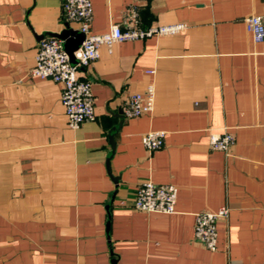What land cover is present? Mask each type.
Segmentation results:
<instances>
[{"label":"crops","instance_id":"0c3cea01","mask_svg":"<svg viewBox=\"0 0 264 264\" xmlns=\"http://www.w3.org/2000/svg\"><path fill=\"white\" fill-rule=\"evenodd\" d=\"M63 1L0 0V264H264V41L245 27L264 0H92L96 33L131 7L142 27H185L101 47L78 70L96 118L77 129L61 85L29 75L42 39L79 29ZM150 84L154 110L126 117ZM149 130L166 131L151 152ZM225 130L228 154L210 146ZM146 180L178 188L174 213L133 207ZM223 205L212 251L196 214Z\"/></svg>","mask_w":264,"mask_h":264},{"label":"built area","instance_id":"2783aa9c","mask_svg":"<svg viewBox=\"0 0 264 264\" xmlns=\"http://www.w3.org/2000/svg\"><path fill=\"white\" fill-rule=\"evenodd\" d=\"M63 14L67 20L78 23L79 30L84 34V40L74 53L78 62H71L61 39L47 37L39 44L35 65L30 69L29 75L51 79L61 85V102L68 125L72 129H77L84 122L96 118L91 82L81 79L78 70L98 60L101 47L106 46L109 51H112L117 42L153 35L175 34L185 27L182 24L142 27L137 8L131 7L124 25L113 24L108 31L96 33L91 28L92 0H64ZM245 27L256 42L264 41V16H248L245 18ZM155 95L154 84H150L144 92L130 95L124 105V115L139 117L151 113L155 106ZM165 139L166 131L164 130H149L142 135V143L150 152L161 148ZM234 143L235 138L228 130L213 134L210 139L212 149L223 151L226 154L230 152ZM177 197L178 188L175 185L157 184L146 180L137 189L133 207L145 212L174 213ZM229 213L230 209L227 205L220 206L215 212L197 213L194 224L195 239L209 250L215 251L218 245V222L227 219Z\"/></svg>","mask_w":264,"mask_h":264},{"label":"water","instance_id":"95a60500","mask_svg":"<svg viewBox=\"0 0 264 264\" xmlns=\"http://www.w3.org/2000/svg\"><path fill=\"white\" fill-rule=\"evenodd\" d=\"M66 28L58 34H54L55 37L60 38L64 41V49L68 53L71 62L77 63L78 60L75 57V51L80 47L82 41L84 40V34L79 29H73L70 27L69 23H65ZM112 148H115V142L113 136L110 138ZM109 162V161H108ZM113 264H117V260L113 261Z\"/></svg>","mask_w":264,"mask_h":264}]
</instances>
